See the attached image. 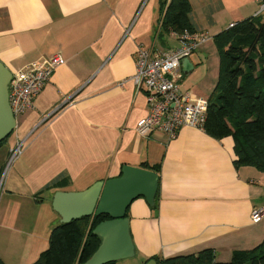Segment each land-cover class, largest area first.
<instances>
[{"label":"crops","instance_id":"crops-1","mask_svg":"<svg viewBox=\"0 0 264 264\" xmlns=\"http://www.w3.org/2000/svg\"><path fill=\"white\" fill-rule=\"evenodd\" d=\"M162 1L0 0V62L10 73L55 55L63 60L32 109L16 119L0 158V251L10 245L19 260L28 254L33 263L60 223L51 205L54 193L84 191L118 177L124 165L143 163L160 165L159 203L153 213L141 198L129 205L135 264L205 249L227 262L232 251L264 240V217L257 223L250 218L264 207V173L234 167L230 137L215 140L188 127L173 139L135 132L147 114L144 92L130 80L136 50L159 54L178 46L174 33L157 37ZM188 1L195 31L209 39L188 57L192 70L180 69L181 80L202 67L213 35L258 14L262 0ZM197 81L185 92L207 99ZM17 143L21 152L4 169Z\"/></svg>","mask_w":264,"mask_h":264},{"label":"trees","instance_id":"trees-1","mask_svg":"<svg viewBox=\"0 0 264 264\" xmlns=\"http://www.w3.org/2000/svg\"><path fill=\"white\" fill-rule=\"evenodd\" d=\"M263 3L264 0L260 5ZM161 10L158 38L174 33L178 39L184 31L197 34L188 0H163ZM230 25L211 37L218 52L219 68L216 85L206 99L201 130L215 140L232 139L235 168L247 166L264 173V10ZM142 167L158 177L153 206L149 207L153 213L159 203L160 165L143 163ZM1 175L2 169L0 179ZM108 219L101 215L55 225L50 230L47 248L31 264H84L101 242L93 229ZM149 260L156 264H264V240L251 249L232 251L227 262L216 261L210 249L170 258L152 256L144 264ZM0 264H4L1 259Z\"/></svg>","mask_w":264,"mask_h":264},{"label":"built area","instance_id":"built-area-1","mask_svg":"<svg viewBox=\"0 0 264 264\" xmlns=\"http://www.w3.org/2000/svg\"><path fill=\"white\" fill-rule=\"evenodd\" d=\"M260 8L259 12L264 10V3ZM207 39L209 37L205 35L184 31L178 36V46L173 50L156 54L142 46L137 48L135 71L130 80L137 91L144 92L147 107L146 116L135 125L138 136L145 138L152 132H160L173 139L182 128L201 129L207 100L180 91V64L193 53L197 44ZM62 63L63 60L55 55L11 72L8 103L15 120L32 109L34 99L49 81L54 69ZM21 149L22 143H17L10 150L6 164H11ZM262 217L264 207L253 209L250 214L253 223Z\"/></svg>","mask_w":264,"mask_h":264},{"label":"water","instance_id":"water-1","mask_svg":"<svg viewBox=\"0 0 264 264\" xmlns=\"http://www.w3.org/2000/svg\"><path fill=\"white\" fill-rule=\"evenodd\" d=\"M183 73L192 70L188 58L180 64ZM10 71L0 62V143L15 129L16 120L8 103ZM158 188V177L140 167L124 165L116 178L98 181L81 192H56L52 209L67 223L84 217L107 216L109 219L96 225L93 234L100 239L96 251L84 264H107L134 257V246L129 232L126 211L137 198L151 207ZM145 264H156L149 260Z\"/></svg>","mask_w":264,"mask_h":264},{"label":"rangeland","instance_id":"rangeland-1","mask_svg":"<svg viewBox=\"0 0 264 264\" xmlns=\"http://www.w3.org/2000/svg\"><path fill=\"white\" fill-rule=\"evenodd\" d=\"M258 8L260 11L261 10L260 6H258ZM242 18H244V17H242ZM238 20H242V19H238ZM207 44L213 48L212 51H206L205 52L206 54L204 53L203 62L201 65L202 67H200V68L198 67L197 69L194 70V72L192 74H190L189 76H185L180 81V83L182 84V86L180 87V90H182V92H185L186 88L187 89L190 88V84L198 79L197 82H200V81L202 82L201 86H203L205 88V91L208 90L209 94L212 93V91L216 85V82H217L218 68H219V56H218L217 49H216L215 45L213 44V42L207 43ZM197 84H199V83H197ZM12 133L8 136L6 141L3 144H1V146H0V158L6 156L7 148L9 146L10 141H12V138H11ZM4 166H5L4 169H7L9 167L8 164H6V163ZM4 172H5V170H4ZM1 189H2V183L0 185V197L2 194ZM5 235H8V236L13 237V238H15L16 236H21L20 234H16L13 231H5ZM0 256L4 260L5 264H19L22 260L28 259L27 258L28 254H25L24 257L21 260H19L17 258L19 256L18 254H15V255L12 254V251L10 249V245H4L2 247V249L0 251ZM24 262H26V264H30V262H32V261L29 262L28 260H26ZM135 263H136L135 260L131 259V258L125 259V260H120V261L116 262V264H135Z\"/></svg>","mask_w":264,"mask_h":264}]
</instances>
